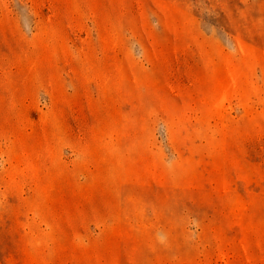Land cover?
<instances>
[{
  "label": "rangeland",
  "instance_id": "obj_1",
  "mask_svg": "<svg viewBox=\"0 0 264 264\" xmlns=\"http://www.w3.org/2000/svg\"><path fill=\"white\" fill-rule=\"evenodd\" d=\"M0 264H264V0H0Z\"/></svg>",
  "mask_w": 264,
  "mask_h": 264
}]
</instances>
